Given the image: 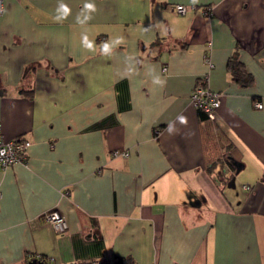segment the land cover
I'll return each instance as SVG.
<instances>
[{"label": "crops", "instance_id": "1", "mask_svg": "<svg viewBox=\"0 0 264 264\" xmlns=\"http://www.w3.org/2000/svg\"><path fill=\"white\" fill-rule=\"evenodd\" d=\"M3 4L0 264H264V0Z\"/></svg>", "mask_w": 264, "mask_h": 264}, {"label": "built area", "instance_id": "2", "mask_svg": "<svg viewBox=\"0 0 264 264\" xmlns=\"http://www.w3.org/2000/svg\"><path fill=\"white\" fill-rule=\"evenodd\" d=\"M3 7V0H0V12L3 10ZM187 8L184 4H176L174 7L177 13H184ZM202 11L208 12L207 9H203ZM206 82V76L198 79L191 91L190 102L194 107L202 109L209 118L213 119L220 105V93L210 89ZM256 106L260 107V102H256ZM29 143L27 139L16 138L4 140L0 137V166H7L16 162H25L26 148ZM112 153L114 155H128L127 151L121 150H113ZM41 216L56 232H63L68 228L66 217L55 208L45 210ZM84 264H102V259H89Z\"/></svg>", "mask_w": 264, "mask_h": 264}, {"label": "trees", "instance_id": "3", "mask_svg": "<svg viewBox=\"0 0 264 264\" xmlns=\"http://www.w3.org/2000/svg\"><path fill=\"white\" fill-rule=\"evenodd\" d=\"M228 67L232 70L233 75H234V78H236V79H239V78H241L243 75H246V74L243 72L242 68L239 66V64H238L237 62H235V61L229 60V62H228ZM197 81H198V80H197ZM197 110H198V113H199V115H200L201 118H204V119H206V118H207V119H210V118L207 116V114H206L202 109L197 108ZM229 163L231 164L232 168L235 169V167L232 165V163L230 162V160H229ZM102 263H103V262H102Z\"/></svg>", "mask_w": 264, "mask_h": 264}, {"label": "water", "instance_id": "4", "mask_svg": "<svg viewBox=\"0 0 264 264\" xmlns=\"http://www.w3.org/2000/svg\"><path fill=\"white\" fill-rule=\"evenodd\" d=\"M230 159H231L232 165L235 167V172H237L242 166V162H239L232 157H230ZM27 264H46V263L43 260L31 259L28 261Z\"/></svg>", "mask_w": 264, "mask_h": 264}, {"label": "clouds", "instance_id": "5", "mask_svg": "<svg viewBox=\"0 0 264 264\" xmlns=\"http://www.w3.org/2000/svg\"><path fill=\"white\" fill-rule=\"evenodd\" d=\"M193 2L195 3L196 2V0H193ZM87 7H93L92 5H87ZM65 11H67V9H65ZM105 50H107V46L105 47ZM157 82H159V81H157Z\"/></svg>", "mask_w": 264, "mask_h": 264}, {"label": "rangeland", "instance_id": "6", "mask_svg": "<svg viewBox=\"0 0 264 264\" xmlns=\"http://www.w3.org/2000/svg\"><path fill=\"white\" fill-rule=\"evenodd\" d=\"M231 170V169H230Z\"/></svg>", "mask_w": 264, "mask_h": 264}]
</instances>
